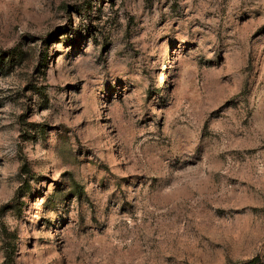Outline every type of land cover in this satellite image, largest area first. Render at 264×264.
Listing matches in <instances>:
<instances>
[{
  "label": "rangeland",
  "instance_id": "rangeland-1",
  "mask_svg": "<svg viewBox=\"0 0 264 264\" xmlns=\"http://www.w3.org/2000/svg\"><path fill=\"white\" fill-rule=\"evenodd\" d=\"M0 264H264V0H0Z\"/></svg>",
  "mask_w": 264,
  "mask_h": 264
},
{
  "label": "trees",
  "instance_id": "trees-1",
  "mask_svg": "<svg viewBox=\"0 0 264 264\" xmlns=\"http://www.w3.org/2000/svg\"><path fill=\"white\" fill-rule=\"evenodd\" d=\"M22 170L27 172V173L29 172L28 165L26 162L23 163ZM8 258L12 259V257L10 255H8Z\"/></svg>",
  "mask_w": 264,
  "mask_h": 264
}]
</instances>
